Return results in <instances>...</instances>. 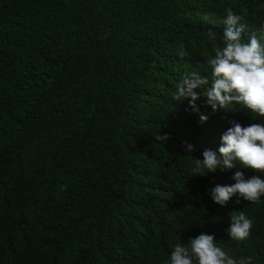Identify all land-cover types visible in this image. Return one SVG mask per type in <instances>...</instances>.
<instances>
[{"label": "trees", "instance_id": "1", "mask_svg": "<svg viewBox=\"0 0 264 264\" xmlns=\"http://www.w3.org/2000/svg\"><path fill=\"white\" fill-rule=\"evenodd\" d=\"M228 8L264 42V0H0V264H169L201 232L264 264V197L209 192L256 173L190 176L230 121L264 118L173 98L187 73L211 81ZM240 212L253 228L234 242Z\"/></svg>", "mask_w": 264, "mask_h": 264}, {"label": "clouds", "instance_id": "2", "mask_svg": "<svg viewBox=\"0 0 264 264\" xmlns=\"http://www.w3.org/2000/svg\"><path fill=\"white\" fill-rule=\"evenodd\" d=\"M242 16L235 14L231 8L226 9L225 28L221 36L222 46L214 48V56L207 59L211 72V81L206 75L192 71L185 74L177 85L173 98L182 101L189 99L191 110L199 112L196 101L203 89L206 104L213 112L219 109L229 110V105H240L255 117L264 118V42L255 34L245 41ZM208 116L200 114L204 123ZM231 126L221 136V144L216 151L206 149L203 158H197L191 168V175H206L217 169H250L256 173L246 176L244 171L234 172L232 184H216L209 189L212 200L225 206L236 197L248 203H257L264 197V123L254 122L244 126L230 121ZM167 135H158L156 139L167 140ZM185 151L191 153L194 146L187 144ZM253 228L252 219L244 212L232 215L230 225L225 229L231 241H246ZM251 257L237 261L216 243L214 234L201 232L189 238L186 246L172 245L169 264H251Z\"/></svg>", "mask_w": 264, "mask_h": 264}]
</instances>
